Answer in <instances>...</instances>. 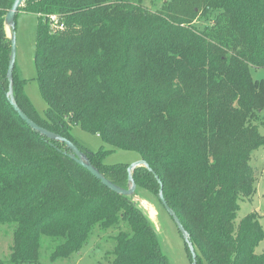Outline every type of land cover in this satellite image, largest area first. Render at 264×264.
Listing matches in <instances>:
<instances>
[{
    "label": "trees",
    "instance_id": "obj_1",
    "mask_svg": "<svg viewBox=\"0 0 264 264\" xmlns=\"http://www.w3.org/2000/svg\"><path fill=\"white\" fill-rule=\"evenodd\" d=\"M160 1L154 9L142 0H22L18 7L37 16L34 66L46 108L40 116L14 67L17 105L124 189L129 164H105L108 150L80 146L70 127L136 152L153 173L135 167L136 190L124 195L9 104L5 14L13 0H0V225L12 229L10 264L39 262L44 240L51 261L70 258L95 230L112 233L110 264H171L133 200L146 191L161 204L155 175L198 264H264V251L255 252L263 238L257 215L235 222L239 200L255 192L252 152L264 146V80L250 74V66L264 67V0Z\"/></svg>",
    "mask_w": 264,
    "mask_h": 264
},
{
    "label": "rangeland",
    "instance_id": "obj_2",
    "mask_svg": "<svg viewBox=\"0 0 264 264\" xmlns=\"http://www.w3.org/2000/svg\"><path fill=\"white\" fill-rule=\"evenodd\" d=\"M160 0H142L146 8L154 9L159 6ZM37 16L33 13L18 11L15 15V69L20 79H24V92L32 102L40 116L44 115L46 104L40 94L36 71L34 66L35 36ZM5 31L10 35V29L5 24ZM250 74L255 80H264V67L250 66ZM260 120L264 121V107L259 113ZM258 121V129L264 135V123ZM70 134L74 141L89 151H97L101 146L108 150L103 162L111 165L116 163L131 164L140 159L139 155L130 150L112 149L105 144L99 135L82 129L79 125L70 127ZM111 149V150H110ZM249 164L255 179V192L250 197L239 200V209L235 222L249 213H255L263 231V238L256 247L255 252L264 251V146L255 148ZM140 196H134L136 201L150 216V208L155 211V216L150 218L157 231L159 244L163 254L171 264H192L190 253L179 232L174 220L164 207L157 205V198L149 192L143 191ZM112 233L95 230L79 253L70 258L51 261L49 259L48 241L44 240L40 250L39 262L36 264H110V259L105 255L111 249ZM12 244V229L8 225H0V264H10L9 253ZM200 264H208L203 258Z\"/></svg>",
    "mask_w": 264,
    "mask_h": 264
},
{
    "label": "water",
    "instance_id": "obj_3",
    "mask_svg": "<svg viewBox=\"0 0 264 264\" xmlns=\"http://www.w3.org/2000/svg\"><path fill=\"white\" fill-rule=\"evenodd\" d=\"M22 0H13L10 8L7 10L5 14V24L9 27L10 29V43H11V50H10V56L8 60V66H7V72H6V77L8 80V89L5 92V95L7 97V100L9 104L12 106L14 111L19 115V117L25 121L26 124H28L33 130L38 132L41 135H44L48 139L52 140H58L62 143L65 144L66 148L69 150L68 155L70 158L74 159L75 162H77L79 165L84 167L87 171H89L96 179H98L101 184L106 186L108 189L111 191H114L119 194H124V195H131L135 192L136 190V183L133 178V171L134 168L137 166H143L145 167L149 172L153 173V170L151 167L148 165V163L143 160V159H138L135 162L129 164L126 168L127 171V180L129 187L127 189H124L122 187H119L115 183L111 182L108 178L103 176L101 172H99L98 169H96L88 160L86 154L81 151L78 146L71 141L70 139L55 133L51 130H48L40 125H38L36 122H34L32 119H30L22 110L21 108L17 105V102L15 100V97L13 95V88H12V83H13V70L15 67V34H14V29H15V15L18 11V7L21 5ZM155 179L159 183V189H158V199L161 202L162 206L164 209L167 211V213L172 217L174 220L179 232L181 233L184 242L186 243V246L188 248V251L190 253L191 257V263L192 264H198L197 263V258H196V253L194 250L193 243L190 239V235L187 232V230L184 228L182 223L180 222L178 216L176 215L175 211L167 204L163 191H162V184L161 181L159 180L158 176L155 175Z\"/></svg>",
    "mask_w": 264,
    "mask_h": 264
},
{
    "label": "bare ground",
    "instance_id": "obj_4",
    "mask_svg": "<svg viewBox=\"0 0 264 264\" xmlns=\"http://www.w3.org/2000/svg\"><path fill=\"white\" fill-rule=\"evenodd\" d=\"M148 214H149V213H148ZM150 216H151V217L155 216V211H154L152 208H150ZM150 216H149V217H150Z\"/></svg>",
    "mask_w": 264,
    "mask_h": 264
}]
</instances>
